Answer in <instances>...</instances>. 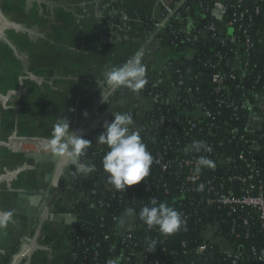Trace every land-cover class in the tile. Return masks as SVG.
<instances>
[{
	"label": "built area",
	"instance_id": "2783aa9c",
	"mask_svg": "<svg viewBox=\"0 0 264 264\" xmlns=\"http://www.w3.org/2000/svg\"><path fill=\"white\" fill-rule=\"evenodd\" d=\"M156 1L162 10L154 18L153 32L147 35L145 54L154 59L155 51L166 48L156 36H162V32L169 29L173 41L180 45L179 51L184 47L181 59H176L175 64L196 59L200 68L193 72L187 69L185 77L179 74L174 89L164 94L156 91L162 79L153 83L150 80L155 72L171 78L172 61L166 60L157 70L148 73L153 77L147 75L148 83L139 93L121 87L110 94L111 101L134 99L128 111L134 121L133 130H139L141 137L147 138L151 133L155 136L159 146L153 158L152 167L157 171L153 179L163 194L175 193L173 204L180 208L177 211L185 221L182 228L187 220L197 223L204 210L227 208L232 233L238 223L243 229L241 233L248 238L250 233L244 228L254 221L260 229L264 228V153H261L264 146V0H198L199 11L192 21L187 25L179 24L175 29L171 22L184 13L188 0ZM102 8L111 22L112 39L127 41L122 26L128 21L127 15L110 1ZM204 15L209 17L205 22L201 21ZM195 44L203 46L200 55ZM201 84L204 85L201 87ZM144 118L152 123L142 125ZM195 141L205 142L211 151H197ZM202 155L213 160L215 167L202 168L197 173L196 161ZM231 163L234 175L225 171ZM259 163L263 164L261 168ZM95 167L93 172H96ZM146 184L145 190H148L149 184ZM114 193L111 191V195ZM81 201H86V195ZM104 205L99 201L95 220H102ZM132 209L134 215L126 219L123 227L118 225V217H112V222L125 234V241L144 225ZM199 233L201 242L189 253L203 254L215 248L225 253L232 264L240 258L221 235L218 223L204 224ZM185 246L182 243V248ZM161 251L166 253L165 248ZM250 252L264 263V248L258 250L252 246ZM131 255L135 264L141 263L143 253L131 252ZM120 258L116 255L111 259L118 260L119 264ZM153 264L161 263L155 260Z\"/></svg>",
	"mask_w": 264,
	"mask_h": 264
},
{
	"label": "crops",
	"instance_id": "0c3cea01",
	"mask_svg": "<svg viewBox=\"0 0 264 264\" xmlns=\"http://www.w3.org/2000/svg\"><path fill=\"white\" fill-rule=\"evenodd\" d=\"M109 1L128 17L126 26L122 24L128 36L127 41L112 39L111 22L106 19V11L102 8ZM12 2L18 7V22L29 31L26 39L17 37L15 40L17 49L23 51V57L26 58L24 63L18 60L21 62V70L18 68V71L25 76L19 75L17 84L3 77L0 79L4 89H11L8 93L16 101L12 109L17 110L18 121L23 124V128L15 130L16 133L23 134L26 129L29 136L34 133L36 137L37 126L42 118L41 107H44L42 120L45 129L51 134L52 126L58 120L67 118L70 131L82 133L84 139L91 141L79 154L77 164L95 165V160L108 148L107 145L96 143L104 130V123L114 119L113 112H123V107L113 105L111 95L103 96L105 102H101L102 86L97 81L103 78L105 70L123 65L138 51L143 53L146 75L152 68L157 70L159 64L171 56L169 48L155 51L154 59H149L145 54L148 32L140 16L158 17L162 10L161 4L156 0ZM41 4L45 7L42 8ZM20 6L26 7L23 14ZM84 113L88 114L87 117ZM27 139V144L36 141ZM38 148H41L39 152L49 151L46 141H42ZM24 164L25 157L21 161L19 159L15 177L12 179V175L8 176L12 179L11 190H6L9 179L0 184L2 196L7 200L25 193L31 197L41 195L42 199L33 219L10 216L7 223L0 222V252L3 253L0 264H4L13 252L15 256L12 264H74V255L67 239L70 227L79 218L93 223L96 209L89 205L77 214L73 207L88 192L104 191L109 194L115 189L108 180L97 181L94 172L85 173L77 166H67L62 173L69 174V182L61 178L62 185L58 190L50 191L56 163L39 162V167L35 165L27 168H24ZM5 202H2L4 206ZM4 206L1 212L5 211ZM74 214L77 220L71 223ZM18 244L21 245V251L15 252Z\"/></svg>",
	"mask_w": 264,
	"mask_h": 264
},
{
	"label": "trees",
	"instance_id": "16d2710c",
	"mask_svg": "<svg viewBox=\"0 0 264 264\" xmlns=\"http://www.w3.org/2000/svg\"><path fill=\"white\" fill-rule=\"evenodd\" d=\"M198 0H188L184 6V13L179 17H175L172 20L173 29L177 28L179 24L187 25L194 18L195 12L199 11ZM144 23L146 31L149 33L153 32V22L155 21L152 17L140 16ZM195 25H199V22H195ZM162 36L158 35L156 38H161L160 43L162 47L169 48L171 56L167 61H172L171 66V78H167L164 74L157 75L150 80L151 83L162 79L159 87L156 89L157 92H163L164 94L171 92L176 85V80L179 74L186 76L187 69H191L192 72L200 68V64L195 60L183 61L180 60L179 64L176 65V59H181V51H179V43L173 41V38L166 29L162 32ZM183 46H187L183 44ZM197 55L202 52L200 49L203 48L201 44H195ZM197 58V57H196ZM178 71V73H176ZM150 75H148L149 77ZM204 83V82H203ZM205 84V83H204ZM201 84V87L202 85ZM168 95V94H167ZM164 112L165 110L162 109ZM157 114V113H155ZM144 118L141 120V124L152 123L151 120ZM164 127L160 128L163 132ZM143 142L147 146V150L151 153L154 158L155 152L158 149L159 144L155 141V136L151 133L147 138L142 136ZM261 153H264V146L261 148ZM106 148L102 156L95 160L96 172L94 176L99 182L107 180V174L104 172L102 167V157L106 153ZM246 166V164H244ZM233 163L229 167L225 168L228 175H234L232 169ZM263 164L259 163L258 167H262ZM245 168H243L244 170ZM157 171L151 166L150 174L148 177L138 185L127 188L125 191L114 190L115 193H103V192H88L86 195L85 202H79L73 207L75 213H79L81 210L89 205H93L95 208L99 207V201H102L105 205L103 207L102 220L96 219L93 223H87L82 219H78L71 227L70 233L67 236L69 246L74 255V264H107V261L116 255H120L119 264H135V259L132 257L131 252L143 253V259L140 264H153L155 260L160 261L161 264H232L230 258L225 253L218 249H208L203 254L189 253L192 248L198 246L201 242L200 229L205 224L218 223L220 225L221 235L226 239L230 245L232 252L239 254L240 258L235 264H264L255 259V256L250 252V248L254 246L258 250L264 248V228L260 229L257 221H254L245 227L250 233V237L243 235V229L236 223L238 228L232 233V219L227 216V208L222 210H204L199 214V221L193 222V219L186 221V226L181 228L177 232L171 235L161 234L156 227L149 228L145 224L137 231H134L129 241L124 240V233H121L118 229L116 222H112V217H120L128 208H134L135 212L139 213L143 206L149 205L153 198H156L158 202H166L169 206L175 210L177 204L174 205L175 193L163 194L160 191L158 182L153 179ZM149 189H146L147 184ZM149 191V192H146ZM243 226V225H242ZM240 228V229H239ZM238 234V235H237ZM166 237L169 239L164 240ZM146 240H155L156 247L149 250L145 243ZM182 243H185V247L182 248ZM165 248L166 253H162L161 249ZM174 251L173 254L170 252ZM187 251L188 254H183ZM167 259V261H166ZM9 259L7 258L5 263Z\"/></svg>",
	"mask_w": 264,
	"mask_h": 264
},
{
	"label": "clouds",
	"instance_id": "9594fccd",
	"mask_svg": "<svg viewBox=\"0 0 264 264\" xmlns=\"http://www.w3.org/2000/svg\"><path fill=\"white\" fill-rule=\"evenodd\" d=\"M147 68L143 63V53L138 51L126 63L120 66H112L103 72V78L97 81L101 85V102H105L103 96L110 95L117 89L124 87L131 92L139 93L148 83ZM87 117V113H84ZM114 119L106 121L104 130L97 138L100 145H107L108 151L102 157V167L107 174L108 183L115 190L125 191L127 188L140 184L150 174L153 164V156L147 150L139 130H133L134 121L131 113L113 112ZM71 132L69 136L68 133ZM91 141L83 138L82 133L70 131L67 118L58 120L51 130V135L46 139V147L54 154H66L75 157L85 150ZM197 151L203 149L210 152L211 147L203 141H195ZM195 171L199 173L202 168H214L215 163L207 156H200L196 161ZM94 165L80 164L79 170L92 173ZM132 208L126 210L125 216L118 218L117 223L123 227L128 217H132ZM10 212H0L2 223H7ZM138 218L149 228L156 227L163 235H171L184 226L182 214L169 206L166 202H158L151 199L150 206H143ZM149 250L156 247L155 240L145 241ZM107 264H118V260L109 259Z\"/></svg>",
	"mask_w": 264,
	"mask_h": 264
},
{
	"label": "rangeland",
	"instance_id": "374dc122",
	"mask_svg": "<svg viewBox=\"0 0 264 264\" xmlns=\"http://www.w3.org/2000/svg\"><path fill=\"white\" fill-rule=\"evenodd\" d=\"M40 6L42 8L45 7L43 4H41ZM19 9L23 10L21 11L22 13L24 12V10H26V7L20 6ZM17 12H18V7L14 6L12 0H0V16L3 19H5L4 21L0 17V20L4 22L3 31L0 25V35L1 33H3V35L7 37V39L13 44V46H15L17 52L20 55L24 56V53H22L23 51L18 50L15 45L16 44L15 40L17 39V37L18 38L23 37L25 39L27 37L26 36L27 33L18 28L19 26H22L23 24H20L18 22ZM18 60L19 59H17L14 56L11 48L6 45V41H2L0 39V79L3 77L5 80H8L10 83L14 84V82H16L15 84H17V81H18L17 78L19 77V75L25 76V74L22 75V73L18 71L19 65L21 63ZM24 61L26 62V58L24 59ZM19 70L21 69L19 68ZM14 86L16 87V85ZM8 91H11V89L10 88L9 90L4 89V87H2L0 84V96L3 98V99H0V142L2 143L0 145V176H4L5 172L7 171L9 172V175H14L15 177L17 173L16 166H17L19 159L21 161L22 158L25 157V160H26L28 158H31L30 157L31 154H32L31 156L35 158L41 153H47V151L39 152L38 147H39V144H41L42 141H46V139L50 137L51 134L49 133L48 130L45 129V125L43 121L44 120V115H43L44 107H41L42 118L41 120H39L40 122L38 121L39 125L37 126V131L35 133L36 137L34 136V133H30V136H29V132L26 129L25 131H23V134H21V132L16 133L15 130L23 128L22 126L23 124L18 121L17 110L12 109L16 101L13 100L11 93L10 92L8 93ZM25 127H26V124H25ZM27 138H32V139H35L36 141L34 144H27L29 142ZM20 146L22 148H19ZM39 162L41 163V161H38L35 164L37 165V167H39ZM42 163H45V162H42ZM8 178H11V177H8ZM12 179L11 180L9 179V181L6 182L7 184H9V187L11 189H12L11 187ZM1 207L3 209V203L1 204ZM20 247L21 245L18 244L17 246H15L14 251L15 252L19 250L21 251ZM2 254L3 253L0 252V259H2V256H3ZM14 256H15L14 252L11 253L8 257L9 260L6 262V264H12Z\"/></svg>",
	"mask_w": 264,
	"mask_h": 264
},
{
	"label": "water",
	"instance_id": "95a60500",
	"mask_svg": "<svg viewBox=\"0 0 264 264\" xmlns=\"http://www.w3.org/2000/svg\"><path fill=\"white\" fill-rule=\"evenodd\" d=\"M220 18H221V16L218 15L217 19H220ZM208 19H209V17L207 15H204V18L201 19V21L205 22ZM126 24L127 23L124 21L123 26L125 27ZM0 25H1V27H2L1 29L3 31L4 22L2 20H0ZM18 28L21 29L22 31L26 32V33H29V31L22 26H19ZM0 37H1L0 39L6 40V45L11 48L14 56L24 63L23 55H20L17 52L15 46H13V44L7 39V37L4 36L3 33H1ZM176 64H178V62H176ZM151 71H153V68L151 69ZM150 77L152 78L153 76L151 75ZM0 99H3V98L0 96ZM133 103H134V99H132V98H128V99L121 98V99H117L115 102H113V105L118 106V107H123V112H124V111H128ZM99 120L102 121V119H99ZM96 122H98V121H96ZM1 144L2 143L0 142V145ZM39 149H41V148H39ZM78 159H79V154L76 155L75 157H69L66 154H61V155L54 154L49 149V151L47 153H41L40 155L36 156L35 158L31 157V158L26 159L24 168L34 167L36 162H38V161H41V162H47L48 161V162L56 163L55 175L51 181L52 188L50 189V191H56L62 185V184L60 185L61 178H63L65 182H69V174L68 173H66V174L62 173L65 167L77 166L79 168L80 164H84L82 162L80 164H77ZM8 176H9V172H7V171L5 172L4 176H0V184L3 181H6L8 179ZM12 176L14 177V175H12ZM236 184H237V181H234V185H236ZM9 189L11 190V188L9 187V184H7L6 190L9 191ZM41 199H42L41 195H38L36 197H31L25 193H19L17 196L8 198L6 200L0 192L1 204L3 201H6L5 202L6 205L5 206L3 205L5 207V211L10 212L11 216L23 217L26 219H33L34 218V215L36 213V208L39 205ZM0 212H1V208H0ZM1 219H2V217H0V221H1ZM76 220H77V216L75 214L72 215V222L71 223L75 222Z\"/></svg>",
	"mask_w": 264,
	"mask_h": 264
},
{
	"label": "bare ground",
	"instance_id": "6f19581e",
	"mask_svg": "<svg viewBox=\"0 0 264 264\" xmlns=\"http://www.w3.org/2000/svg\"><path fill=\"white\" fill-rule=\"evenodd\" d=\"M3 19V18H2ZM4 20V19H3ZM5 21V20H4ZM1 38V37H0ZM4 38V37H3ZM2 41H6L5 39H1ZM8 179H10V178H8Z\"/></svg>",
	"mask_w": 264,
	"mask_h": 264
},
{
	"label": "flooded vegetation",
	"instance_id": "af4514ba",
	"mask_svg": "<svg viewBox=\"0 0 264 264\" xmlns=\"http://www.w3.org/2000/svg\"><path fill=\"white\" fill-rule=\"evenodd\" d=\"M0 208H2V207H1V202H0Z\"/></svg>",
	"mask_w": 264,
	"mask_h": 264
}]
</instances>
